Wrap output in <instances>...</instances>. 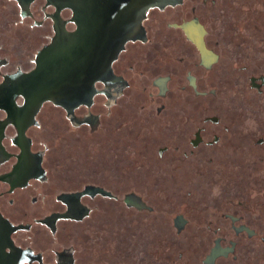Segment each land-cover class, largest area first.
Returning a JSON list of instances; mask_svg holds the SVG:
<instances>
[{
	"label": "flooded vegetation",
	"instance_id": "flooded-vegetation-1",
	"mask_svg": "<svg viewBox=\"0 0 264 264\" xmlns=\"http://www.w3.org/2000/svg\"><path fill=\"white\" fill-rule=\"evenodd\" d=\"M157 12L125 70L34 159L37 264H264V0ZM142 93L139 117L125 100ZM172 173L199 210L155 195Z\"/></svg>",
	"mask_w": 264,
	"mask_h": 264
},
{
	"label": "water",
	"instance_id": "water-1",
	"mask_svg": "<svg viewBox=\"0 0 264 264\" xmlns=\"http://www.w3.org/2000/svg\"><path fill=\"white\" fill-rule=\"evenodd\" d=\"M160 4L0 0V264H37L34 159L125 70Z\"/></svg>",
	"mask_w": 264,
	"mask_h": 264
},
{
	"label": "rangeland",
	"instance_id": "rangeland-1",
	"mask_svg": "<svg viewBox=\"0 0 264 264\" xmlns=\"http://www.w3.org/2000/svg\"><path fill=\"white\" fill-rule=\"evenodd\" d=\"M146 99L147 98H145V95H143V93H142V96L140 98L135 96V97H132L131 100L128 102H127V100H125V106L129 105V108H131L130 109L131 112L129 111L130 113L137 114V115H139V117H142L143 114H146L147 112L152 111L150 106H148L149 104L146 103ZM172 103H176V104L172 105L174 108L172 111L175 113H179V114H181L189 106V105H187L188 102L187 103L185 102V104L182 105L179 100L177 102H175L172 99ZM154 108H155V106H154ZM154 111H155V109H154ZM165 112L166 111H161V112H159L158 115L160 116ZM162 124H163V122L159 120L156 122L155 126L151 127V129H149V130H152V132L155 131L156 132V134H154L155 136L162 135V133H161V131L163 130V128L161 127ZM140 131H141V134H143V132H146L145 129H140ZM81 145H83V141H82ZM167 167L170 168L168 164H167ZM140 168L142 169L143 167L140 166ZM153 170H154V168H153ZM160 171H161V173H163V176H165V172H163L162 170H160ZM125 173H126V171H125ZM131 173H132V171L130 172V170L128 171V169H127V174L129 175ZM179 174H180V172H178V174L176 173L177 176L173 175V173L171 175L167 174L169 184L167 182H161V183L158 182V185H160V186H158V188L154 190L155 195H159V194L165 195L166 194V198L171 203L170 208H168L171 212L179 210V209H187L189 212H191V211L194 212V211L199 210V208H198L199 202H197L196 199L191 198L189 196V194H187L188 196L185 195L184 197H182L180 195L183 192H182V189H178L177 181L175 178V176L178 177ZM130 187L131 186H130V184L128 185V183L124 184L125 190L129 189ZM167 194H169L170 197H169V195L167 196ZM177 194H178V196H176ZM183 195H184V193H183ZM190 214L194 215L193 213H190Z\"/></svg>",
	"mask_w": 264,
	"mask_h": 264
}]
</instances>
